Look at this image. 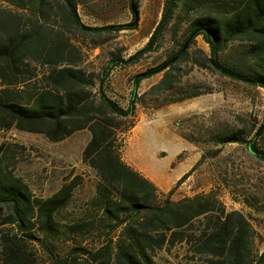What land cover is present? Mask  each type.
Returning a JSON list of instances; mask_svg holds the SVG:
<instances>
[{
  "label": "trees",
  "instance_id": "16d2710c",
  "mask_svg": "<svg viewBox=\"0 0 264 264\" xmlns=\"http://www.w3.org/2000/svg\"><path fill=\"white\" fill-rule=\"evenodd\" d=\"M129 3L130 22L89 27L77 0H0V132L15 128L57 142L87 129L82 161L98 176L89 210L66 217L77 177L48 197L37 196L17 173L25 145L1 141L0 264H159L158 253L177 244L207 264H264V252L254 254L246 215L227 210L214 191L178 200L163 195L122 159L120 139L134 125L140 81L157 73L163 72L161 79L142 96L169 103L203 93L200 87L179 89L183 69L195 66L264 89V0H165L140 50L126 59L111 53L101 71L87 69L75 34L136 29L138 0ZM199 36L208 51L196 46ZM160 48L165 58L134 74L127 107L106 94L104 82L115 66ZM173 93L178 97L164 99ZM263 131L264 123L252 141L240 133L219 141L247 142L264 161L256 145Z\"/></svg>",
  "mask_w": 264,
  "mask_h": 264
},
{
  "label": "rangeland",
  "instance_id": "374dc122",
  "mask_svg": "<svg viewBox=\"0 0 264 264\" xmlns=\"http://www.w3.org/2000/svg\"><path fill=\"white\" fill-rule=\"evenodd\" d=\"M165 0H138L139 22L136 29L102 32L97 36L75 34L74 42L81 52L82 64L87 69L101 71L108 64L111 53L124 59L135 54L148 41L151 32L161 18ZM77 12L82 23L89 27L120 25L131 21L129 0H77ZM197 47L208 51V46L197 38ZM166 49L146 53L132 64L115 66L106 77L104 91L125 108L131 97L134 74L155 66L165 58ZM184 68L179 89L200 87L202 94L173 103H185V114L178 115L173 127L196 141L203 148L201 163L190 183L179 184L167 192L160 191L172 200L187 196L188 191L206 193L214 191L227 210H238L246 215L253 227V251L256 257L264 252V161L256 158L247 142H220V138L240 133L245 141H252L258 127L264 123V89L233 81L208 70ZM163 72L140 81L133 121L145 114L172 104L151 95L142 96L162 77ZM169 95L164 99L178 97ZM153 117V115L151 116ZM130 120V119H129ZM125 135V134H124ZM90 138V132L82 129L67 138L53 142L45 135L12 128L0 132V142L9 140L25 145L26 151L17 168V173L40 197L55 193L64 183L77 177V185L63 214L75 217L89 210L95 196L98 176L82 161V150ZM124 140L123 135L120 136ZM190 141V140H188ZM192 142V141H190ZM194 143V142H192ZM256 145L264 150V131L256 138ZM182 155L178 156L180 159ZM163 197V196H162ZM60 249L64 244L55 243ZM37 255L44 254L37 248ZM186 244L158 253L159 264H207V259L196 256L191 259ZM42 264V263H40Z\"/></svg>",
  "mask_w": 264,
  "mask_h": 264
},
{
  "label": "crops",
  "instance_id": "0c3cea01",
  "mask_svg": "<svg viewBox=\"0 0 264 264\" xmlns=\"http://www.w3.org/2000/svg\"><path fill=\"white\" fill-rule=\"evenodd\" d=\"M188 111L185 103L166 105L153 111V117L140 115L123 135L122 159L163 192L175 187L185 174L179 185L190 183L203 158V148L183 138L172 125L175 117ZM179 155H182L180 159ZM194 194L195 191L186 193Z\"/></svg>",
  "mask_w": 264,
  "mask_h": 264
}]
</instances>
